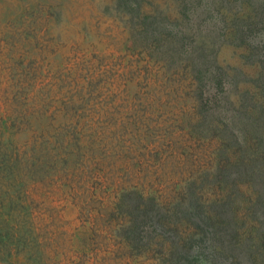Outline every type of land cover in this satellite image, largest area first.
Segmentation results:
<instances>
[{
  "label": "rangeland",
  "instance_id": "374dc122",
  "mask_svg": "<svg viewBox=\"0 0 264 264\" xmlns=\"http://www.w3.org/2000/svg\"><path fill=\"white\" fill-rule=\"evenodd\" d=\"M258 176L264 0H0V264H263Z\"/></svg>",
  "mask_w": 264,
  "mask_h": 264
},
{
  "label": "trees",
  "instance_id": "16d2710c",
  "mask_svg": "<svg viewBox=\"0 0 264 264\" xmlns=\"http://www.w3.org/2000/svg\"><path fill=\"white\" fill-rule=\"evenodd\" d=\"M258 178V182L260 183V184H262L261 186L264 188V178H263V176H258L257 177ZM263 243H264V241H263ZM264 245V244H263ZM259 252V251H258ZM262 259H264V256H263V258ZM264 264V263H263Z\"/></svg>",
  "mask_w": 264,
  "mask_h": 264
}]
</instances>
